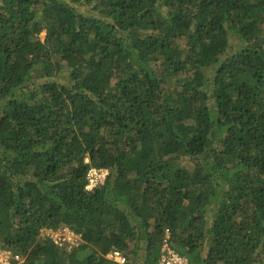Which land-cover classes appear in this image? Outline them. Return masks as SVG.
<instances>
[{"label":"trees","instance_id":"16d2710c","mask_svg":"<svg viewBox=\"0 0 264 264\" xmlns=\"http://www.w3.org/2000/svg\"><path fill=\"white\" fill-rule=\"evenodd\" d=\"M167 230L264 264V0H0V248L159 264Z\"/></svg>","mask_w":264,"mask_h":264},{"label":"built area","instance_id":"2783aa9c","mask_svg":"<svg viewBox=\"0 0 264 264\" xmlns=\"http://www.w3.org/2000/svg\"><path fill=\"white\" fill-rule=\"evenodd\" d=\"M108 175L109 172L107 170L91 169L88 172L87 177V190L92 191L99 185H102ZM42 235L51 239L54 244L60 248L67 249L68 251L80 245V236L76 235L68 228L59 229L57 231L45 230L42 232ZM170 235L171 233L167 230L159 264H189L185 257L181 256L174 249H172L169 242ZM108 257L120 264H125L126 262L124 256L118 251L109 254ZM23 262L24 258L21 255L15 254L13 251L0 248V264H23Z\"/></svg>","mask_w":264,"mask_h":264},{"label":"rangeland","instance_id":"374dc122","mask_svg":"<svg viewBox=\"0 0 264 264\" xmlns=\"http://www.w3.org/2000/svg\"><path fill=\"white\" fill-rule=\"evenodd\" d=\"M45 38V33L41 35V39L43 40Z\"/></svg>","mask_w":264,"mask_h":264}]
</instances>
